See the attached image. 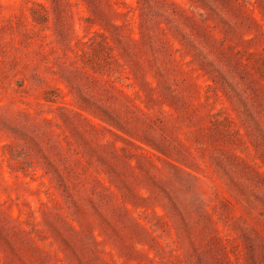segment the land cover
I'll return each instance as SVG.
<instances>
[{
    "label": "rangeland",
    "instance_id": "1",
    "mask_svg": "<svg viewBox=\"0 0 264 264\" xmlns=\"http://www.w3.org/2000/svg\"><path fill=\"white\" fill-rule=\"evenodd\" d=\"M0 264H264V0H0Z\"/></svg>",
    "mask_w": 264,
    "mask_h": 264
}]
</instances>
